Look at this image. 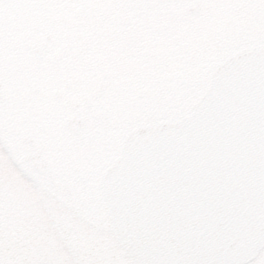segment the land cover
Returning <instances> with one entry per match:
<instances>
[{"label": "flooded vegetation", "instance_id": "af4514ba", "mask_svg": "<svg viewBox=\"0 0 264 264\" xmlns=\"http://www.w3.org/2000/svg\"><path fill=\"white\" fill-rule=\"evenodd\" d=\"M152 1L0 0V146L78 215L95 212L98 174L127 129L181 114L209 61L264 41V0L207 52L192 49L188 29L169 31V7L166 42L154 40L161 14ZM29 155L45 163L51 184L21 159Z\"/></svg>", "mask_w": 264, "mask_h": 264}, {"label": "water", "instance_id": "95a60500", "mask_svg": "<svg viewBox=\"0 0 264 264\" xmlns=\"http://www.w3.org/2000/svg\"><path fill=\"white\" fill-rule=\"evenodd\" d=\"M100 187L133 264L251 259L264 246V44L221 60L186 117L129 131Z\"/></svg>", "mask_w": 264, "mask_h": 264}, {"label": "rangeland", "instance_id": "374dc122", "mask_svg": "<svg viewBox=\"0 0 264 264\" xmlns=\"http://www.w3.org/2000/svg\"><path fill=\"white\" fill-rule=\"evenodd\" d=\"M160 1L153 3L154 7L167 5L166 0ZM187 1L170 0L177 22L169 25V31L176 29L181 35V30L194 29L204 21L205 25L191 34L199 37L196 43L207 44L214 42L217 33L223 36L229 25L242 24L253 6L252 0H203V9L194 23L181 13ZM163 27L158 23L154 40L166 42ZM156 44L163 47L162 43ZM160 57L164 64L169 60L164 53ZM185 59L180 57L178 63H187ZM182 67L178 66L179 71H184ZM97 207L102 210L101 205ZM81 214L74 215L49 198L0 148V264H131L111 235L103 214ZM244 264H264V247Z\"/></svg>", "mask_w": 264, "mask_h": 264}]
</instances>
